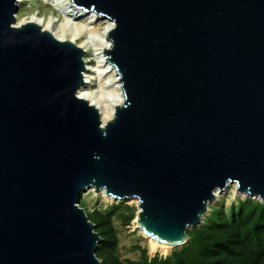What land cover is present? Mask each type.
Masks as SVG:
<instances>
[{
  "label": "water",
  "instance_id": "water-1",
  "mask_svg": "<svg viewBox=\"0 0 264 264\" xmlns=\"http://www.w3.org/2000/svg\"><path fill=\"white\" fill-rule=\"evenodd\" d=\"M115 22L104 51L124 101L102 125L77 95L84 51L0 0V264H102L80 206L137 198L172 247L216 190L264 201V0H71Z\"/></svg>",
  "mask_w": 264,
  "mask_h": 264
},
{
  "label": "rangeland",
  "instance_id": "rangeland-1",
  "mask_svg": "<svg viewBox=\"0 0 264 264\" xmlns=\"http://www.w3.org/2000/svg\"><path fill=\"white\" fill-rule=\"evenodd\" d=\"M24 6L36 7L43 12L56 8L39 0ZM61 12L67 11L62 9ZM90 64H94V60L90 59ZM89 79L94 88L98 89L102 84V77L97 72ZM95 193L89 189L82 195L80 206L100 236L97 257L102 264H223L220 259L225 254H234V246L221 242L229 237L231 240L234 237L235 242L246 241L242 248L247 256L253 255L251 264H264V201L233 192L232 186L222 190L198 226L187 230L188 239L184 244L155 251L138 229L139 205L129 199L112 198V202Z\"/></svg>",
  "mask_w": 264,
  "mask_h": 264
},
{
  "label": "bare ground",
  "instance_id": "bare-ground-1",
  "mask_svg": "<svg viewBox=\"0 0 264 264\" xmlns=\"http://www.w3.org/2000/svg\"><path fill=\"white\" fill-rule=\"evenodd\" d=\"M35 1L38 0H17L18 7L14 14V26L19 27L27 23L36 22L42 30H49L51 35L56 39L60 41H72L83 49V59L85 62V69L83 71L84 82L79 87L77 95L86 99L90 105H95L102 125H106L115 117L116 107L122 105L124 101V91L120 76L116 68L109 62L108 54L104 51V48H108L112 44L109 34L115 22L93 11L86 12L78 9L73 6L71 0H39L52 6L55 5V10L48 12H43L36 7L25 8L24 5L26 3ZM62 9L67 12L64 14L61 12ZM90 59L94 60V64H90ZM96 72L102 77V84L98 89L92 86L89 79L91 74ZM230 186L233 187V192L238 193L236 184H230L228 187ZM89 189L95 191L97 196L101 195L113 202L112 197L107 195L104 190L96 191L93 190V187L85 189L82 195H85ZM221 194L222 190H216L215 198L209 202L208 207ZM129 200H133L136 205H139L137 198ZM138 208L140 209V207ZM138 218L136 219L137 225ZM138 229L143 235L142 230L139 227ZM144 237L150 241L153 251L158 248H172L170 245L157 243L151 237Z\"/></svg>",
  "mask_w": 264,
  "mask_h": 264
},
{
  "label": "trees",
  "instance_id": "trees-1",
  "mask_svg": "<svg viewBox=\"0 0 264 264\" xmlns=\"http://www.w3.org/2000/svg\"><path fill=\"white\" fill-rule=\"evenodd\" d=\"M235 238L233 237V239L231 240V237L222 240V245H226V246H234V249H232V251H234V254H236V256H234V254L229 255V254H225L224 257L222 259H220V261L223 260V264H251L250 260L253 257L252 254H246L245 250L242 248V243L246 244V241L244 240H237L235 242ZM241 247V248H239ZM240 249V250H239ZM218 261V262H220ZM208 264H212L211 262H207Z\"/></svg>",
  "mask_w": 264,
  "mask_h": 264
},
{
  "label": "built area",
  "instance_id": "built-area-1",
  "mask_svg": "<svg viewBox=\"0 0 264 264\" xmlns=\"http://www.w3.org/2000/svg\"><path fill=\"white\" fill-rule=\"evenodd\" d=\"M80 204V203H79Z\"/></svg>",
  "mask_w": 264,
  "mask_h": 264
}]
</instances>
